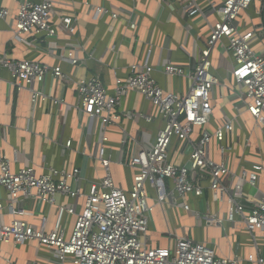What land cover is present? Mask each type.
I'll return each mask as SVG.
<instances>
[{"label": "crops", "instance_id": "1", "mask_svg": "<svg viewBox=\"0 0 264 264\" xmlns=\"http://www.w3.org/2000/svg\"><path fill=\"white\" fill-rule=\"evenodd\" d=\"M40 0H0V55L14 60H31L49 66H59L60 79L47 75L42 82H34L20 90L11 83L10 73L0 68V154L10 161V169L17 172L29 166L37 175L50 169L71 171L77 168L79 181L72 187L87 192L90 184L98 182L104 169L98 158L100 149L109 158V168L115 184L129 192L136 168L126 163L142 147H149L164 121L157 108L136 91H129L120 101L117 111L121 117L117 124L102 130L98 119H90L79 109L76 83L91 76L99 78L107 93L113 94L116 77L125 79L132 64L142 65L148 57L152 76L165 92L180 96L187 92L191 81L187 77L163 73L165 65L173 64L192 70L201 48L209 36V24L218 20L207 0H195L202 10L189 16L184 11L186 0H56L49 23L54 35L34 32L25 35V42L13 38V25L19 5ZM218 4V0H212ZM95 7L105 11L96 14ZM116 14L113 17L111 14ZM134 24V28L130 27ZM239 33L254 31V51L264 54V0H254L236 19ZM73 27V32L69 29ZM222 42L211 51V72L219 80L211 90L212 114L206 125L208 131L231 120L233 129L227 133L223 144L228 145L226 161L230 174L224 181L232 185L246 171L252 173V163L263 169L256 172L255 187L243 184V202L258 199L264 190V125H259L236 94L237 87L231 76L233 57ZM75 49L77 64L65 57ZM148 50H150L147 55ZM32 91L43 95L32 101ZM127 112L152 117L147 122L142 117L128 118ZM198 128L191 138L196 140ZM106 140L102 139V136ZM123 139L125 142L122 143ZM70 141V146L65 143ZM247 144V145H246ZM212 157L218 160V143L212 142ZM168 159L176 165L188 160V149L174 137L169 147ZM203 195H172L162 204H156L154 190L147 186L149 203L154 205L146 234L142 237L149 247L172 248L177 237H186L212 248L217 257H237L238 264H247L245 258L259 255L264 258V239L251 235L240 222L226 219L228 195L216 198L202 183ZM7 192L0 186V223H9L14 216L9 212ZM175 201V202H174ZM188 204L189 211L180 204ZM24 211L19 219L35 229L40 219L46 218V230L55 227L58 208L73 206L79 212L81 199L56 194L54 203L36 198L21 201ZM196 214V216H195ZM223 219L220 224H208L207 217ZM75 215L64 213L60 228L69 237L74 227ZM0 264H61L53 251L36 241L13 245L0 241ZM62 264H70L67 259Z\"/></svg>", "mask_w": 264, "mask_h": 264}, {"label": "built area", "instance_id": "2", "mask_svg": "<svg viewBox=\"0 0 264 264\" xmlns=\"http://www.w3.org/2000/svg\"><path fill=\"white\" fill-rule=\"evenodd\" d=\"M253 1L218 0L216 5L214 1L207 0L209 9L217 13L218 20L209 24V36L199 51L194 68L186 71L173 64L163 67L166 75L190 79L189 90L180 96L165 92L158 85L152 76V67L148 65V57L142 65L132 64L125 79L116 77L113 94L107 93L97 77L78 80L76 92L79 109L90 119H98L102 130L118 123L121 114L117 108L129 91H136L148 99L157 108L164 125L157 131L149 147H142L127 161L128 166L138 169L129 192L115 184L109 168L110 160L104 157L102 148L98 158L104 175L98 182L90 184L87 192L69 184L79 181L77 168L71 171L50 169L48 173L37 175L33 168L26 166L13 172L10 161L0 154V186L7 192L6 206L14 216L9 223H0V241L13 245L36 241L51 249L61 264L67 259L70 264H238L236 256L217 257L212 248L184 236L177 237L172 248L149 247L142 237L147 232L154 207L149 203L147 186L154 190L156 204H162L172 195L202 196V183L207 180V188L216 198L222 199L223 195H228L226 219L242 223L251 235L256 233L264 239V190L258 199L247 204L243 202L242 189L244 183L256 186V172L262 170L263 166L252 163L251 174L243 171L229 185L224 181L230 174L226 161L229 146L224 145L223 140L232 131L233 123L226 121L213 131L205 128L212 114L211 90L219 83L217 76L211 72L210 55L215 45L224 40V48L233 57L231 76L241 105L259 125H264V54L252 48L253 40L258 39L256 32L239 33L236 26L240 12ZM55 3L56 0L21 3L13 25L14 40L25 42V35L31 32L54 35L55 29L49 19ZM104 11L101 7H95L96 14ZM184 11L189 16L202 13L195 0H186ZM6 14V10L0 11V18ZM111 15L116 16L114 13ZM134 26L130 24L131 28ZM73 30V27L69 29L70 32ZM65 59L77 64L76 50L68 51ZM0 68L10 73L11 83L17 90L34 82H42L47 75L58 79L63 77L59 66L14 60L6 54L0 55ZM42 95L40 91H32V101ZM125 116H140L147 122L152 120L150 116L133 112H127ZM195 128L199 129L198 138L193 140L191 136ZM174 137L188 149L185 164L176 165L168 159ZM102 139L106 140V137L103 135ZM212 142L218 143V160L212 157ZM65 146L69 147L70 141ZM56 194L81 199L80 211L76 212L73 206H60L55 227L48 231L45 217L40 219L37 229L18 218L24 214L20 204L23 199L36 198L50 204L54 203ZM3 205L0 202V212ZM180 206L186 211L190 210L188 204L181 203ZM64 213L76 217L69 237H65L60 228ZM222 221L215 216L206 218L208 224H220ZM245 261L247 264H264L263 257L253 254L248 255Z\"/></svg>", "mask_w": 264, "mask_h": 264}]
</instances>
